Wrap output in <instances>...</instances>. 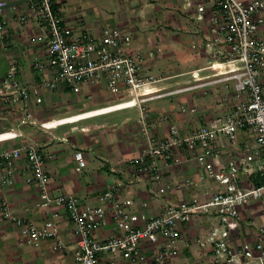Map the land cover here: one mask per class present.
I'll list each match as a JSON object with an SVG mask.
<instances>
[{"label":"built area","instance_id":"2783aa9c","mask_svg":"<svg viewBox=\"0 0 264 264\" xmlns=\"http://www.w3.org/2000/svg\"><path fill=\"white\" fill-rule=\"evenodd\" d=\"M6 7V0H0V41L5 46L10 42L4 18ZM194 8L193 19L206 24L208 31L201 43L202 51L212 56V63L203 69L226 74L220 80L232 81L234 93L241 98L218 124L196 128L186 137H179L175 125L169 127L166 139L154 144L147 135V146L129 159L128 165L132 179L150 177L157 196L190 187L200 194L167 201L147 214V202L137 203L133 196H122L120 184L114 183L105 187L95 204H81L70 194L51 193L46 156L36 143L27 142L0 152V187L14 183L15 165L24 160L23 181L36 187V207L47 210L50 217L36 224L15 214L2 199L0 225H13L30 245L51 240L55 250H62L65 245L51 208L63 206L77 240L75 264H111L117 257L146 264L149 256L142 249L146 242L153 246L152 264H167L176 250L182 226L204 216L209 224L200 245L208 244L212 249L211 264H264V222L254 224L242 217L243 211L249 216L254 211L264 213V184L254 185L251 178H264V0H194ZM14 11L19 12L20 24L32 21L39 27L34 41L40 52L31 61L38 79L21 81L14 71L2 79L6 91L0 92V104L8 100L20 102L26 113L23 123L31 118L30 105L41 103L45 92L80 94L85 86L104 85L111 96L110 104L80 113L89 115L86 118L131 108L142 113L143 103L171 94L141 89L156 82L142 73L146 59L156 54L153 49L134 47L129 33L109 25L97 32L78 30L65 23L55 8V0H29L24 10ZM86 97L91 99V92ZM41 127H45L43 123ZM244 131L253 136L251 149L222 160V149L227 144L234 145ZM74 159L76 171L82 172L86 166L84 154L76 151ZM192 160L199 168L196 180L162 179L163 167ZM108 218L114 223V232L104 241L95 240V232Z\"/></svg>","mask_w":264,"mask_h":264},{"label":"crops","instance_id":"0c3cea01","mask_svg":"<svg viewBox=\"0 0 264 264\" xmlns=\"http://www.w3.org/2000/svg\"><path fill=\"white\" fill-rule=\"evenodd\" d=\"M6 2L4 18L10 42L5 46L0 41V92L6 91L2 79L9 71H14L21 81L31 82L39 76L31 66L33 55L40 52L34 41L39 27L32 21L20 24L17 19L19 12L14 11L24 10L29 0ZM89 7L92 9L90 16L84 12ZM55 8L65 23L78 30L97 32L103 26L117 27L132 36L134 47L153 49L155 58L146 59L142 73L156 80L152 89L161 90L159 94H171L143 103L142 113L136 108L123 109L126 112L121 114H114L119 112L114 111L64 124L57 122L44 128L41 123L66 118L63 117L65 96L76 98L73 108L64 106L74 115L110 104L111 96L104 85L96 88L85 86L80 94L61 90L45 92L41 103L30 105L31 118L25 123L22 122L26 118L22 104L5 101L0 104V152L27 142L36 143L46 156L45 169L51 193L70 194L81 204H95L96 197L105 187L114 183L120 184L122 196H133L137 203L147 202V214L157 211L167 201L180 200L196 192L200 194L199 190L190 187L172 189L164 196H157L150 177L132 179L128 165L129 159L147 146V135L154 144L166 139L169 127L175 125L179 137H186L196 128L218 124L241 98L234 93L232 81L220 80L226 74H214L211 69H203L212 63V56L202 51L204 46L201 43L208 31L206 24L193 19L194 0H55ZM261 81L264 83V75H261ZM90 92L92 98L88 99L86 96ZM49 95H53L56 104L60 103L57 104L59 108L52 110L51 106L43 103ZM163 116L165 119L160 120ZM252 144L250 132H241L234 145L227 144L222 149L221 159L234 158L251 149ZM76 151L84 154L86 166L82 172L75 169ZM24 167V160L16 163L14 183L0 187V200H7L15 214L40 224L50 217V213L36 207L37 190L34 185L24 183ZM161 172L165 182H178L185 178L196 180L199 168L192 160L180 166L163 167ZM199 196L204 199V196ZM51 211L56 213L55 222L64 249L55 250L51 240H45L38 246L30 245L16 227L5 223L0 225V264H75L73 253L77 240L68 215L63 206L52 207ZM248 213L243 211L242 217H248L254 224L264 222V213L254 211L250 216ZM208 224L209 220L204 216L184 224L176 250L167 264H211L212 249L208 244L200 245L205 239ZM113 232L114 223L108 218L95 232L94 239L104 241ZM142 249L149 256L146 264H152L153 246L146 242ZM112 259L111 264H135L119 257Z\"/></svg>","mask_w":264,"mask_h":264},{"label":"rangeland","instance_id":"374dc122","mask_svg":"<svg viewBox=\"0 0 264 264\" xmlns=\"http://www.w3.org/2000/svg\"><path fill=\"white\" fill-rule=\"evenodd\" d=\"M91 11H92V9L89 7L87 10H85L84 12L87 14V15H91ZM53 97V95H49V96H47L46 98H45V100L43 101V103L44 104H47L48 105V107L49 106H51V108H52V110H54L56 107H60L59 105H57V104H60V103H57L56 104V102L54 101V98H52ZM68 98V99H67ZM74 101H76V98H70V97H66L65 96V98L63 99V117H68V116H72V115H74V113L70 110H66V109H64V106L65 105H68L70 108H73L74 106H72L73 104L72 103H74ZM54 108V109H53ZM65 111H67V112H65ZM128 111V110H127ZM59 112V111H58ZM57 112V113H58ZM124 112H126V111H119V112H116V113H114V114H121V113H124ZM64 113H66V114H64ZM45 123V122H44ZM43 123V124H44ZM42 124V123H41Z\"/></svg>","mask_w":264,"mask_h":264},{"label":"bare ground","instance_id":"6f19581e","mask_svg":"<svg viewBox=\"0 0 264 264\" xmlns=\"http://www.w3.org/2000/svg\"><path fill=\"white\" fill-rule=\"evenodd\" d=\"M153 86H154L153 84H146L141 89L142 90H147L149 92V90H151L153 88ZM123 105H121L119 107H122ZM94 113H96V112H94ZM86 116H89V115H86ZM86 116L85 115H82V114L72 115V116H69V117H66V118H63V119H58V120H55V121L45 122L44 123V126L50 127V126L56 125L57 122H60L59 124H62V123L64 124V123H68L70 121H75V120H79V119H86Z\"/></svg>","mask_w":264,"mask_h":264},{"label":"trees","instance_id":"16d2710c","mask_svg":"<svg viewBox=\"0 0 264 264\" xmlns=\"http://www.w3.org/2000/svg\"><path fill=\"white\" fill-rule=\"evenodd\" d=\"M252 181H253V184L254 185H262L264 184V178H259V177H255V176H252Z\"/></svg>","mask_w":264,"mask_h":264}]
</instances>
